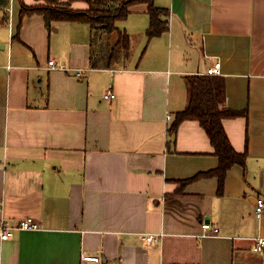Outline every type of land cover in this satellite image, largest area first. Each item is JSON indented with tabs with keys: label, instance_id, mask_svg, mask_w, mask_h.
<instances>
[{
	"label": "crops",
	"instance_id": "1",
	"mask_svg": "<svg viewBox=\"0 0 264 264\" xmlns=\"http://www.w3.org/2000/svg\"><path fill=\"white\" fill-rule=\"evenodd\" d=\"M154 2L169 10V30L149 39L148 4L130 6L118 27L131 48L111 67L92 66L89 23L49 25L38 12L21 21L19 0L0 4V223H40L0 238V264H264L253 250L264 237V0ZM217 60L225 105L246 111L223 120L247 159L222 193L215 176L191 180L219 165L200 122L169 131L187 76ZM204 221L218 234L202 236ZM143 233L162 235L149 244Z\"/></svg>",
	"mask_w": 264,
	"mask_h": 264
},
{
	"label": "trees",
	"instance_id": "2",
	"mask_svg": "<svg viewBox=\"0 0 264 264\" xmlns=\"http://www.w3.org/2000/svg\"><path fill=\"white\" fill-rule=\"evenodd\" d=\"M89 7L85 10H77L63 0H46V4L29 5L24 0L21 3L20 20L26 14L35 12L45 16L46 22L51 25L52 21L70 20L84 21L92 28V66L111 67L120 59L123 53L126 55L131 48L129 34L117 26V21L125 20L131 10L130 6L137 3H147L150 15V25L147 30L148 38L159 36L169 30V10L159 7L154 0H87ZM11 0H0L1 5L10 3ZM99 24L102 30L107 31V42L102 44V37L94 30ZM20 27V23H19ZM116 32L117 38L112 41L111 33ZM96 36L100 40V49H95ZM188 89L187 106L176 113L175 120L170 126V134H176L180 123L185 119H196L206 130L214 153L219 157L217 168L198 173L193 179L200 177L215 176L219 180V192H223L227 171L236 163L245 165L247 151H237L230 141L224 127L223 120L227 117H236L246 111L231 109L225 105V83L220 75L192 74L186 79ZM190 180V179H189ZM189 180L182 181L188 182Z\"/></svg>",
	"mask_w": 264,
	"mask_h": 264
},
{
	"label": "built area",
	"instance_id": "3",
	"mask_svg": "<svg viewBox=\"0 0 264 264\" xmlns=\"http://www.w3.org/2000/svg\"><path fill=\"white\" fill-rule=\"evenodd\" d=\"M14 0H11L10 3H13ZM49 64L52 68H60L64 69L65 67L56 61L55 59H50ZM83 71L78 70L77 75H82ZM207 75H221L222 74V64L220 60H217L215 63H213L211 66L208 67V69L203 73ZM105 97L112 99L115 97V93L112 91V89L108 90L105 93ZM167 118H171V114L167 115ZM264 213V197L260 196L256 199V214L258 217H260ZM40 228V223L33 217H24L18 223L16 224H10L7 221H2L0 223V238L5 240L10 238L14 230L20 229V230H36ZM202 228L203 233L202 236L206 235H215L219 232V227L216 225H213L209 221L202 222ZM162 233H143V238L150 244L153 242L160 241ZM253 250L256 252H263L264 251V237L260 236L255 239V243L253 245ZM83 260H94L97 261L100 259L99 255H92L88 253L82 254Z\"/></svg>",
	"mask_w": 264,
	"mask_h": 264
},
{
	"label": "rangeland",
	"instance_id": "4",
	"mask_svg": "<svg viewBox=\"0 0 264 264\" xmlns=\"http://www.w3.org/2000/svg\"><path fill=\"white\" fill-rule=\"evenodd\" d=\"M31 2H32V0H30ZM25 2H26V0H25ZM29 1H27L26 3H28ZM117 26H119L120 28H122L123 27V24H122V22H120V21H117ZM54 26H57V24H55ZM94 30H95V32L97 33V35H99V36H101L102 37V44H105L106 42H107V39H106V37H108V35H107V31H105V30H102L101 29V27L99 26V24H96V26L94 27ZM53 34L55 35V32H53ZM59 36V38L61 39V37H63V36H65L64 35V33L62 32L61 34H59L58 35ZM110 37H111V40L112 41H114L116 38H117V33L116 32H112L111 33V35H110ZM96 44H95V49H96V52H97V50H99L100 49V40H99V38H98V36H96ZM63 45H64V42L62 41V40H59V42H58V44H57V48H62L63 47ZM124 55H125V53H123L122 54V58L120 57V59L119 60H117V62L118 61H122V59L124 58Z\"/></svg>",
	"mask_w": 264,
	"mask_h": 264
}]
</instances>
